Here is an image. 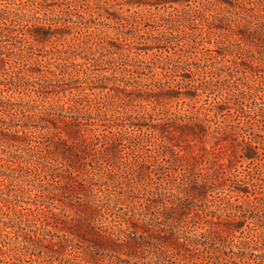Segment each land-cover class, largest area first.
Here are the masks:
<instances>
[{
    "label": "rangeland",
    "instance_id": "rangeland-1",
    "mask_svg": "<svg viewBox=\"0 0 264 264\" xmlns=\"http://www.w3.org/2000/svg\"><path fill=\"white\" fill-rule=\"evenodd\" d=\"M14 3L57 31L0 36V100L54 113L42 140L58 164L54 182L21 169L38 154L0 136V223L21 227L0 231V264H264V46L246 36L264 0ZM37 83L38 98L14 88ZM60 114L83 118V148ZM109 228L112 242L96 237Z\"/></svg>",
    "mask_w": 264,
    "mask_h": 264
},
{
    "label": "trees",
    "instance_id": "trees-1",
    "mask_svg": "<svg viewBox=\"0 0 264 264\" xmlns=\"http://www.w3.org/2000/svg\"><path fill=\"white\" fill-rule=\"evenodd\" d=\"M9 4H15L14 0H0V36H7L11 38H19L20 41H25L27 39H31L32 42L36 44H45L50 40V37L55 34V31L57 29H51L52 27L50 25L44 26L41 23H39V19L35 17L33 14L32 15H26L24 13H18L16 11H10L8 9ZM24 6V4H23ZM29 6L27 9L29 12H32L35 14V10H37V5L31 4V5H26ZM264 10V8H263ZM53 21V19H51ZM59 34H64L63 30H59ZM246 36H251L253 34L257 35L258 40L261 41V47L264 46V21L260 22V25L256 26L253 31H248L246 33ZM251 40V39H250ZM248 40V42H253ZM0 41H2L0 39ZM156 42H160L159 39H157ZM257 44V43H256ZM4 52L0 50V69L3 70V73L5 72L4 75L7 74V70L5 66H9L10 62H7V58L3 57ZM199 69H201L200 66H197ZM228 68V67H227ZM8 69V68H7ZM23 72V71H21ZM28 72V71H27ZM33 71H30V73ZM205 74L206 72H202ZM207 76V75H205ZM209 79L208 80H203V83H206V87L209 89L207 90H212L210 88L211 85H213L214 82H217L219 75L216 72H209L208 75ZM215 81H214V80ZM213 80V81H212ZM1 84V83H0ZM39 85L38 88L34 87L32 89L25 88L26 84L24 85H14V88L16 90H20V88L27 89L29 92L31 91L36 98L39 96H43L44 93H47L46 89L47 86ZM32 87V85H30ZM91 89V88H88ZM212 92V91H211ZM196 93L190 95L194 96ZM34 102L36 100H33ZM63 111V108H61ZM49 109H44L39 107L36 103L35 104H28V103H22V102H12L10 100H0V115H3L6 117L4 119L3 117L0 116V136H3L1 138L6 139L7 144L13 145L12 143L18 142V141H24V150L26 154H38L39 158L41 161L37 163V161H27L26 159H23V161L18 162V167L19 168H24L27 167V170H31L34 172H37L42 174V178L50 182H54L55 178H57V175L53 173V168L57 166L58 161L50 158L47 156V153L50 152L51 150L55 149L56 143L51 142L49 144L45 143L43 139V133L45 131L49 130V125L52 128H56V123L53 119V115ZM66 116L63 114L58 115L59 120H63L64 125H69L75 128L76 133H78V139L76 142L72 144V147L81 149L83 148L84 145V140L83 134L81 132V128L83 127L82 120L83 118L76 115L71 116V121L64 122V119ZM191 119L190 117L188 120ZM200 124V123H198ZM185 125V124H183ZM38 131V134H35V132ZM58 133L56 135V141H58L60 144H62V147L66 150L71 148V146L64 145L63 140L59 137ZM47 142V141H46ZM247 148L250 151H254L256 149L255 146H251L252 144L245 142ZM256 154V153H255ZM19 156V154H18ZM244 158L247 159H253L256 158L255 155H243ZM28 165V166H27ZM10 175L8 173H5L4 171L0 170V185L8 179ZM22 182H25L22 179ZM199 188L201 186H198ZM197 188V189H199ZM5 199V198H4ZM7 199V198H6ZM0 207V211H1ZM27 210H29L27 208ZM14 215H22V210H15L13 209ZM188 214V213H186ZM235 216V215H234ZM237 218V217H236ZM20 222V221H19ZM8 223L2 221L0 223V231H3V228H10L11 230H14L13 232L11 231H5V234H10L13 233V235L18 237L17 230L14 228L16 227L21 228L19 225H7ZM223 226L227 230H237L240 228L239 221H235V219L232 218V221L227 220L226 222L223 223ZM93 228V227H91ZM97 230H101L97 228ZM106 232V235L101 234L100 232H96L100 240L104 241H109L112 242V239L110 235L112 236L114 233V230L112 228H109L107 231H102ZM98 239V238H96ZM189 239V238H188ZM33 241V240H31ZM190 242V241H189ZM191 243V242H190ZM193 245H196V243H191ZM96 262V261H95ZM93 262L94 264H96Z\"/></svg>",
    "mask_w": 264,
    "mask_h": 264
}]
</instances>
